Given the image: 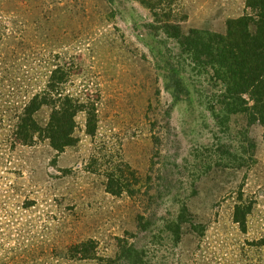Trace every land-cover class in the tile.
Returning <instances> with one entry per match:
<instances>
[{
	"label": "rangeland",
	"instance_id": "obj_1",
	"mask_svg": "<svg viewBox=\"0 0 264 264\" xmlns=\"http://www.w3.org/2000/svg\"><path fill=\"white\" fill-rule=\"evenodd\" d=\"M170 6L185 31L223 33L249 13L246 0ZM160 17L137 0H0V87L15 95L0 108V264H264V126L239 115L220 126L215 90L189 67L174 101L164 74L178 45ZM56 67L64 94L94 105L95 134L79 112L73 146L12 147L9 113ZM111 178L130 190L112 194ZM240 196L251 203L244 232ZM183 210L177 239L170 224ZM84 241L93 256H68ZM129 248L135 263L119 258Z\"/></svg>",
	"mask_w": 264,
	"mask_h": 264
},
{
	"label": "trees",
	"instance_id": "obj_2",
	"mask_svg": "<svg viewBox=\"0 0 264 264\" xmlns=\"http://www.w3.org/2000/svg\"><path fill=\"white\" fill-rule=\"evenodd\" d=\"M137 1L147 7L157 21H160V16L165 17L166 22L163 21L165 24L161 27L163 33L178 45V54L174 57L177 61L175 64L168 63L164 74L165 88L174 101H179L188 93L182 74L185 67H189L195 76L204 78L207 85L215 90L216 95L209 106L213 112L217 111L214 117L220 126L228 129V122L235 115L243 116L248 125L258 123L264 126V0H246L249 13L228 20L223 33L194 28L185 31L178 23H170V20L173 21L170 10L172 0ZM67 82L66 72L56 67L50 71L42 89L23 92V101L6 120L7 129L11 131L7 139L12 147L47 141L53 149L61 152L73 146L77 142L74 133L79 112L85 113L86 133L95 134L97 116L94 105L87 106L72 95L64 94ZM2 90L0 87V108L4 103L10 104L7 99L13 96ZM43 108L49 110L45 122L35 116ZM249 145L250 149H254L253 142L250 141ZM122 185H115V180L111 178L106 189L112 194L130 190ZM239 202L235 206L233 221L244 232L251 203L242 202L241 196ZM185 218H188V213L183 210L170 224L177 239L185 228ZM188 222L192 224L190 219ZM94 251L93 241H84L68 249L67 253L72 258L80 256V259H85L93 256ZM119 258L135 263L139 255L129 248Z\"/></svg>",
	"mask_w": 264,
	"mask_h": 264
}]
</instances>
